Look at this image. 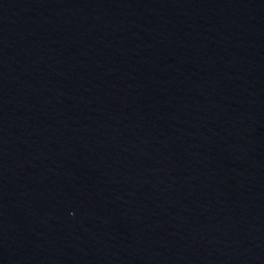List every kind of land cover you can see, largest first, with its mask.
I'll return each mask as SVG.
<instances>
[{"label":"water","instance_id":"obj_1","mask_svg":"<svg viewBox=\"0 0 264 264\" xmlns=\"http://www.w3.org/2000/svg\"><path fill=\"white\" fill-rule=\"evenodd\" d=\"M0 264H264V0H0Z\"/></svg>","mask_w":264,"mask_h":264}]
</instances>
